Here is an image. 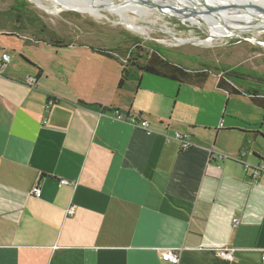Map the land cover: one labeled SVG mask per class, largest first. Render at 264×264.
Masks as SVG:
<instances>
[{
	"label": "crops",
	"instance_id": "1",
	"mask_svg": "<svg viewBox=\"0 0 264 264\" xmlns=\"http://www.w3.org/2000/svg\"><path fill=\"white\" fill-rule=\"evenodd\" d=\"M0 34V264H168L161 252L169 248L178 264H264V169L252 182L244 168L264 165V122L220 117L218 99L207 115L177 120L166 96L143 93L145 81L166 86L149 77L157 75L138 72L118 89L120 76H74L66 53L83 43L57 48L34 34ZM4 35L22 47L9 52ZM36 181L40 197L31 194Z\"/></svg>",
	"mask_w": 264,
	"mask_h": 264
},
{
	"label": "rangeland",
	"instance_id": "2",
	"mask_svg": "<svg viewBox=\"0 0 264 264\" xmlns=\"http://www.w3.org/2000/svg\"><path fill=\"white\" fill-rule=\"evenodd\" d=\"M21 1L26 3V6L18 10L19 8L14 7V0H0V28L8 32L34 34L46 40L55 38L77 44L83 43L76 45L74 52L66 53V59L75 68L74 76L87 80L114 82L119 78L121 71L118 60L134 69L132 67L134 60L143 63L149 58L153 49H158L169 60L184 67L212 72L206 82L205 90L148 74L151 79L163 81L166 86L145 81L142 87L143 93L150 97L166 96V103H171L168 114H174L177 120L186 119L191 114L205 116L210 111L211 102L218 99L215 102L219 106L220 117L226 113L230 116L229 119L239 118L257 124L264 122V111L252 105L248 98L229 96L217 90L215 84L212 85L217 79V74L223 72L246 83L264 87V31L208 42L206 39L209 38L210 27L203 17L201 20L204 26H200L190 20L179 18L173 9H167L172 15L160 17L158 13L146 9L148 5L146 0H138L135 5L131 4V1H126V6L124 5L123 8L132 22L151 28L145 36L121 24V16L116 13L106 12L103 18L98 19L86 12L64 10L61 6L53 4L52 0ZM212 2L215 3L214 0ZM152 3L153 6L165 4L159 0L149 2ZM136 5L146 7L147 11L142 7L134 12ZM218 11L221 12L220 14L228 15L227 10L218 9ZM242 16L250 18L246 14ZM210 17L208 21L214 19ZM4 37L9 43V52L22 47V41L18 40L17 36L4 35ZM179 39H185L186 42L181 43ZM23 48L27 56H34L37 49L31 44L24 45ZM107 51L118 60L108 56ZM22 56L25 57L23 54ZM63 59L66 63L65 58ZM203 91L208 95L204 97ZM216 92L223 95V101L215 96ZM198 96L203 97L204 103L197 98ZM232 113L235 115H231ZM178 131L183 133L181 130ZM222 135L219 136L218 142L223 140Z\"/></svg>",
	"mask_w": 264,
	"mask_h": 264
},
{
	"label": "bare ground",
	"instance_id": "3",
	"mask_svg": "<svg viewBox=\"0 0 264 264\" xmlns=\"http://www.w3.org/2000/svg\"><path fill=\"white\" fill-rule=\"evenodd\" d=\"M51 1V0H50ZM126 1H131V4L135 5L134 3H138V0H52V3L56 6H61L64 10H76L80 12H86L90 15H92L95 18H103L106 14V12L116 13L121 16L120 23L125 25L130 30H133L135 32L144 34L145 36L148 34V31L151 29L150 27L146 25H136L134 24L131 18L127 16V14L124 11L123 6H126ZM152 1V0H151ZM150 0H146L145 2L148 3L147 10H152L154 13H158L160 17H165L172 15L170 11L167 9H173L176 16L179 18L187 21L190 20L193 24H198L200 26H204L202 23V18L205 19L206 24L210 27L208 30L209 32V38L206 39V41H212V40H220V39H226L234 37L237 34V30L245 29L247 25H255V26H262L264 25V18H258L259 15H250L243 11L235 13V10H238L239 6H237L236 3H239L240 5H243V7L247 8H263L264 9V0H207L208 3L215 7L216 9H220L221 7L226 6L227 14L223 15L220 14L222 17L228 19L232 23L233 30L228 29V27L224 26L222 23L215 19H211V21H208V18H211L208 13L205 11V9L202 7V5L190 2L188 0H159V2H165V4H162L161 6L154 4H149L151 2ZM140 3V2H139ZM188 3V4H187ZM130 4V5H131ZM184 6L185 8H183ZM144 8V6L139 5L137 7H134L135 11H138V8ZM144 8V9H145ZM145 9V10H146ZM146 10V11H147ZM158 10V11H157ZM172 11V10H171ZM218 13V10H216ZM199 14L201 16H199ZM226 14V13H225ZM238 14V15H234ZM243 14L249 15L250 18L246 16H242ZM233 15V16H231ZM262 21H261V20ZM239 21V23L235 22ZM236 29V30H235ZM150 33V32H149ZM176 38H178L176 36ZM181 43H185V39H179ZM212 43V42H210Z\"/></svg>",
	"mask_w": 264,
	"mask_h": 264
},
{
	"label": "trees",
	"instance_id": "4",
	"mask_svg": "<svg viewBox=\"0 0 264 264\" xmlns=\"http://www.w3.org/2000/svg\"><path fill=\"white\" fill-rule=\"evenodd\" d=\"M26 3L21 0H14V7L18 10L25 7ZM1 30V28H0ZM43 40V39H42ZM52 47L63 48L70 46L69 42L63 39H49L46 40ZM106 54L116 60L118 58L112 55L110 52ZM121 66V75L118 81V89L122 88L126 82L135 77L138 72L149 73L160 76L172 81H176L180 84H188L190 86L202 88L205 86L209 75L212 73L206 69H189L178 63L169 60L160 50L153 49L149 58L143 63L134 60L132 62V69L122 61L118 60ZM218 82L217 87L224 90L229 95H245L252 104L256 107L264 110V87L261 85H252L246 83L241 79L233 77L228 73L217 74Z\"/></svg>",
	"mask_w": 264,
	"mask_h": 264
},
{
	"label": "built area",
	"instance_id": "5",
	"mask_svg": "<svg viewBox=\"0 0 264 264\" xmlns=\"http://www.w3.org/2000/svg\"><path fill=\"white\" fill-rule=\"evenodd\" d=\"M10 54L7 52H4L2 54V59L4 61H10ZM55 102V99L51 98L48 100L47 103V108H50V106ZM115 119L119 120V121H129L130 123H133L134 125L140 126L142 128L147 129L149 123L146 120L140 121L139 118L135 115H131L128 114L127 116H125L124 113L121 112H117L115 114ZM175 138L180 141L181 143V148L182 149H188L192 146V142L190 141V135L189 133H181V132H176L175 133ZM219 157H222V155ZM244 168L248 174V176L250 177L252 182L257 181L258 177L260 176L262 170L264 169V165L263 164H258V165H251L249 163H245L244 164ZM61 184H65V185H73L74 182L69 181L67 179H61L60 180ZM31 194L36 196V197H40L41 196V188L39 185V181H36V183L33 185L32 189H31ZM74 212V206L71 205L66 213L68 216L72 215ZM234 223L237 225L240 223L239 218L234 219ZM218 254L220 255V257L226 259V260H232L233 259V253L232 251L228 250V249H219L218 250ZM161 257L164 261H166L168 264H178L179 259H180V255L179 252L176 249H165L161 252ZM263 259H264V254H263Z\"/></svg>",
	"mask_w": 264,
	"mask_h": 264
},
{
	"label": "water",
	"instance_id": "6",
	"mask_svg": "<svg viewBox=\"0 0 264 264\" xmlns=\"http://www.w3.org/2000/svg\"><path fill=\"white\" fill-rule=\"evenodd\" d=\"M188 1L195 2V3H198V4L202 5V7L205 9V11L210 16H212L215 20H217L220 23H222L224 26L228 27V29L233 30V27H232L233 25H232L231 21H229L228 19L222 17L220 15V13H218L216 11L218 9H216L213 6H211L208 3L207 0H188ZM236 4H237V6H239V9H241V11H243V12H245L247 14H250V15H259L258 18H261V19L264 18V9L263 8H254V9H251V8L243 7V5H240L239 3H236ZM239 9L238 10H235V13H236V11L239 12L240 11ZM224 10H227L226 9V6L220 8V11H224ZM235 22L239 23V21H235ZM260 31H264V25L252 27V24H251L249 27H247L245 29L237 30L236 32H237L238 35H240V34H253V33L260 32Z\"/></svg>",
	"mask_w": 264,
	"mask_h": 264
}]
</instances>
